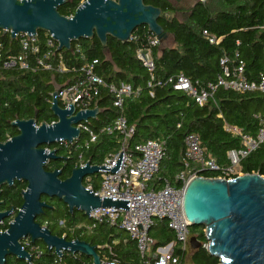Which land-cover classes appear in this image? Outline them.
Wrapping results in <instances>:
<instances>
[{
  "label": "trees",
  "instance_id": "trees-1",
  "mask_svg": "<svg viewBox=\"0 0 264 264\" xmlns=\"http://www.w3.org/2000/svg\"><path fill=\"white\" fill-rule=\"evenodd\" d=\"M84 0H69L58 7L60 15L71 16ZM173 0H144L146 5L159 7L162 13L172 20L159 18L158 23L165 32L173 35L174 46L154 48V81L148 87L149 76L146 69L136 59L138 48L146 44L151 35L146 27L133 32L136 40L120 43L108 37V53L94 36L92 39H80L71 43V50L79 45L87 60H98L97 75L107 84L130 83L141 88L138 96L124 99L122 115L132 136L127 140L128 150H134L138 144L148 140L164 143L165 155L160 161L158 172L148 183V189L158 190L165 183L175 188L181 187L177 175L184 171V140L188 134L198 136L206 155L213 158L220 169L229 167L227 153L230 150L243 149L241 139L227 132L225 125L236 127L243 134L255 137L259 129V117L264 113V95L258 92H234L218 89L213 97L202 106L184 93L176 92L166 84L169 77L183 73L199 88L215 83L222 72L220 60L227 58L232 70L239 62L244 65V74L249 81L264 74V0H205L196 1L189 8L178 9ZM186 10V11H185ZM185 14L182 20L177 14ZM207 35H203V32ZM45 31H38L42 39ZM209 37L219 39L217 45L210 44ZM61 50L66 65L75 70L68 73L53 71H23L18 69H0V140L17 135L18 130L10 125L14 120H29L36 113V124H51L56 118L50 111L51 93L55 86L72 84L81 75L79 68L82 60L74 51ZM0 52L3 57L18 54L19 37L10 38L9 32L0 30ZM161 81L162 85L157 86ZM152 93V95H150ZM113 95L101 87L94 100L99 114L87 125L98 132L102 127L110 126L119 112L112 106ZM83 136V133H82ZM122 137L117 134L99 133L97 141L89 150L78 149L76 144L51 146L61 155L60 164L50 162L48 171L61 170L59 179L70 177L72 170L80 163L90 161L100 165L110 153L119 150ZM82 154V159L78 155ZM239 172L242 174L259 173L264 176V143L240 160ZM199 176L217 178L218 172H200ZM233 175L232 178L236 177ZM18 188L11 204L20 208V192L26 187L23 182ZM83 185L86 186L84 180ZM91 189L100 188V175L91 176ZM49 208L36 219L41 226L49 229L52 235L64 237L68 241L78 239L96 247L101 260L117 259L121 264H154L156 249L174 242V256L178 264H219V259L210 256L206 249L204 227H189L191 237H195L200 247L187 253L175 242L174 233L168 228L167 221L155 219L148 236L153 241L151 250L141 258L137 245L118 225L105 221L91 225L93 220L78 211L69 212L67 206L56 198H43ZM0 224V232L8 228V222ZM30 242V240L28 239ZM24 240L21 242L23 245ZM37 246L41 254L33 252ZM31 254V263L15 257H7L6 264H92V260L80 254L64 252L58 257L48 251L42 242L24 247Z\"/></svg>",
  "mask_w": 264,
  "mask_h": 264
},
{
  "label": "water",
  "instance_id": "water-1",
  "mask_svg": "<svg viewBox=\"0 0 264 264\" xmlns=\"http://www.w3.org/2000/svg\"><path fill=\"white\" fill-rule=\"evenodd\" d=\"M69 0H0V30L9 32L10 38L26 34L35 37L38 31L52 35L57 50H71V43L80 39L100 42L108 53V37L127 43L133 32L143 26L156 36L164 46L173 35L164 31L158 19L172 20L159 7L146 5L144 0H84L74 13L65 17L58 7ZM179 2L180 0H173ZM55 86L51 93L50 111L56 118L51 124H36L35 117L15 120L10 123L18 130L14 136L0 143V186L23 181L22 205L9 223L0 232V264L7 257L31 263V254L21 242L29 239L33 244L42 242L48 251L58 257L64 252L80 254L101 264L96 247L78 239L72 241L52 235L49 229L35 220L49 205L41 197L56 198L65 204L70 213L78 211L87 218L92 210L99 208L129 211V201L101 199L83 185V179L100 174L101 171L115 174L122 162L123 154L114 168L92 165L85 162L72 170L70 177L59 179L60 171H45L47 161L59 160L55 150L47 152L40 146L51 147L59 141L72 144L81 136L76 127L79 123L95 119L99 109L75 112L73 103L68 109L58 104ZM183 214L189 227H204V246L210 256L219 259V264H264V176L259 173L240 174L231 179L193 177L184 187L182 196ZM11 211V210H10ZM10 211L0 213V222ZM193 250L200 247L195 237H190Z\"/></svg>",
  "mask_w": 264,
  "mask_h": 264
},
{
  "label": "built area",
  "instance_id": "built-area-1",
  "mask_svg": "<svg viewBox=\"0 0 264 264\" xmlns=\"http://www.w3.org/2000/svg\"><path fill=\"white\" fill-rule=\"evenodd\" d=\"M203 35L206 36L207 33L204 31ZM17 37H19L20 52L18 54H9L6 57H3L0 52V69H18L31 72L53 71L60 74L75 70L74 66L69 67L66 65L61 51H56L57 42L47 32L42 39L38 36V33L35 37H29L26 34L18 35ZM131 40H136L133 34L129 38V41ZM208 41L210 44L217 45L220 40L209 37ZM160 47V40L151 34L147 37L146 44L136 51V59L148 73V87L154 81L155 64L153 50ZM71 51L79 55V59L82 60L79 68L81 77L72 84L61 85L62 89L58 92L57 97L60 108L68 109L72 103L75 107V112H86L98 108L93 103L99 94V89L105 87L113 95V108L119 112L110 126L102 127L98 132L87 125L90 119L86 123H79L76 127L81 131V136L72 144H76L78 149L89 150L97 141L99 133L109 135L117 133L122 137L119 142V150L110 153L100 165H97L114 168L122 152L123 158L119 170L115 174L101 171L99 174L100 188L97 192L91 189V176L85 177L83 180L86 184V189L91 190L101 199L110 198L112 201H129V211L114 208L92 210L89 214V219L93 220L94 223L91 226L94 227L96 223L103 221L110 225H118L136 242L139 255L143 258L153 245L148 233L154 220H166L168 228L174 233L175 242L181 245L182 251L189 252V249H191L190 232L182 209L184 187L190 179L199 176L200 172H218L221 170L222 175L217 178L224 179H231L235 174H242L239 172L240 160L264 143V113L259 117V129L255 137L243 134L236 127L224 126L227 132L238 136L243 145V149L239 151L230 150L227 153L230 165L226 169H220L215 160L206 155L197 135L188 134L184 140L185 154L183 162L185 169L177 175V180L181 187L175 188L165 183L158 190L148 189V183L158 172L160 161L165 155L164 143L148 140L136 145L134 150H128L127 140L132 136L133 128L128 126L126 119L122 115L124 99L138 96L141 88L133 87L130 83H105L96 72L99 64L98 60H87L82 54L79 45H76L74 50L72 49ZM220 66L222 67V72L217 77L216 82L208 84L206 88H199L183 73L169 77L166 84L171 85L174 91L191 97L198 106H202L211 99L218 89L240 93L258 92L264 95V74H261L256 80L249 81L244 74L242 62H239L231 70L228 66L227 58H223L220 60ZM156 85L161 86V81H158ZM57 144L69 143L59 141ZM50 150L52 149L47 147L46 151L49 152ZM78 159H82V154L78 155ZM83 164L80 163L79 166ZM31 244L28 239H25L22 247H30ZM31 250L41 254L37 246H32ZM173 252L174 242L157 248L153 256L155 258L154 264H178V259ZM101 264L121 263L117 259L106 258L101 260Z\"/></svg>",
  "mask_w": 264,
  "mask_h": 264
},
{
  "label": "flooded vegetation",
  "instance_id": "flooded-vegetation-1",
  "mask_svg": "<svg viewBox=\"0 0 264 264\" xmlns=\"http://www.w3.org/2000/svg\"><path fill=\"white\" fill-rule=\"evenodd\" d=\"M185 1L186 0H180L179 2H173V4L178 8V9H181L182 7H183V5H184V3H185ZM182 5V6H181ZM186 8H188V7H186ZM35 117V116H34ZM33 117V118H34ZM32 119V118H31ZM15 121V120H14ZM13 122V121H12ZM15 128V127H14ZM14 136H17V135H13V136H9L6 140H0V143H4V142H6L7 140H9L10 138H12V137H14ZM54 146V145H53ZM39 148H41V149H47V147L46 146H40ZM52 150H55L54 148H52ZM55 152H56V150H55ZM56 156L59 158V157H61V155H59V154H56ZM62 158V157H61ZM59 160H60V158H59ZM59 160H57V161H53L54 163H56V164H60V162H59ZM49 163H50V161H47L46 162V164H45V167H44V169H45V171H47V172H52V171H48V169L47 168H50V166H49ZM58 171H60V175H61V170H58ZM60 177V176H59ZM20 182H23V181H15L14 183H13V185L12 186H8V185H1L0 186V213H3V212H8V211H10V214H9V216L7 217V218H5V219H3L1 222H0V224H2L3 222H4V220H7L8 218H14L15 217V215L17 214V212L19 211V209L20 208H16V207H14L12 204H11V200H12V198L14 197V195H15V192H16V190H17V188H18V184L17 183H20ZM23 183H25V182H23ZM25 190V188L22 190V191H24ZM21 191V192H22ZM21 192H20V194H21ZM22 198V197H21ZM43 198H46L45 196H42L41 197V201H43ZM43 202H45V201H43ZM46 203V202H45ZM47 204V203H46ZM46 210V209H45ZM43 213H44V211H43ZM38 218V217H37ZM36 218V219H37ZM12 219L8 222V225H9V223L12 221ZM36 221V220H35Z\"/></svg>",
  "mask_w": 264,
  "mask_h": 264
},
{
  "label": "rangeland",
  "instance_id": "rangeland-1",
  "mask_svg": "<svg viewBox=\"0 0 264 264\" xmlns=\"http://www.w3.org/2000/svg\"><path fill=\"white\" fill-rule=\"evenodd\" d=\"M181 6H182V5H181ZM190 6H191V4H189V2H186V1H185L184 5H183V7H182L181 9H183V11H184V9H186V7L189 8ZM185 11H186V10H185ZM184 16H185V14L183 15V14L180 13V14H177L176 18H177L178 20H182ZM164 46H165V47H172V46H174L173 39L170 38ZM160 48L162 49L163 46H161ZM93 176H95V175H93ZM191 251H192V248L189 249V252H188V253H190Z\"/></svg>",
  "mask_w": 264,
  "mask_h": 264
},
{
  "label": "crops",
  "instance_id": "crops-1",
  "mask_svg": "<svg viewBox=\"0 0 264 264\" xmlns=\"http://www.w3.org/2000/svg\"><path fill=\"white\" fill-rule=\"evenodd\" d=\"M196 1H201V2H204L205 0H186V2H189V4H193L194 2ZM172 2V1H171ZM173 3V2H172ZM191 237V236H190ZM188 253V252H187ZM191 253V252H190ZM189 254V253H188Z\"/></svg>",
  "mask_w": 264,
  "mask_h": 264
}]
</instances>
